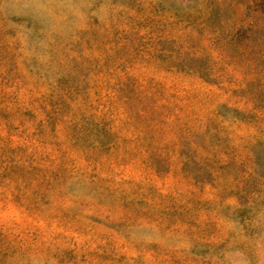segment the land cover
<instances>
[{
    "label": "rangeland",
    "instance_id": "374dc122",
    "mask_svg": "<svg viewBox=\"0 0 264 264\" xmlns=\"http://www.w3.org/2000/svg\"><path fill=\"white\" fill-rule=\"evenodd\" d=\"M0 264H264V0H0Z\"/></svg>",
    "mask_w": 264,
    "mask_h": 264
}]
</instances>
